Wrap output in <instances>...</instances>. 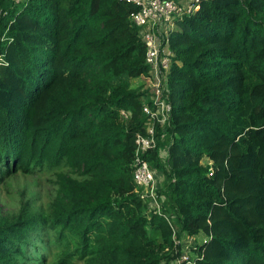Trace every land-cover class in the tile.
Instances as JSON below:
<instances>
[{
    "label": "trees",
    "instance_id": "trees-1",
    "mask_svg": "<svg viewBox=\"0 0 264 264\" xmlns=\"http://www.w3.org/2000/svg\"><path fill=\"white\" fill-rule=\"evenodd\" d=\"M137 7L0 0V184L53 172L46 213L0 215V264H170L173 230L133 177L147 74ZM172 113L146 158L195 264H264V0H201L170 34ZM129 113L122 116L121 111Z\"/></svg>",
    "mask_w": 264,
    "mask_h": 264
},
{
    "label": "built area",
    "instance_id": "built-area-1",
    "mask_svg": "<svg viewBox=\"0 0 264 264\" xmlns=\"http://www.w3.org/2000/svg\"><path fill=\"white\" fill-rule=\"evenodd\" d=\"M137 7L131 13L132 20L141 28L140 35L146 46L145 61L149 66L147 74L141 77L147 89L143 111L148 118L145 132L136 135L133 177L140 187L141 196L148 201L149 209L162 214L173 230L175 256L170 264H195L203 251L199 250L202 241L196 236L186 234L178 237V227L174 216L163 213V196L159 193L161 182L157 170H154L146 154L157 146V126L165 127L172 113V105L165 97L166 87L162 86L163 75L169 71L173 52L170 48V34L176 29L178 20L186 14H193L201 7V0H123ZM139 77V79H140ZM122 116L129 117L125 110ZM199 237V235H197Z\"/></svg>",
    "mask_w": 264,
    "mask_h": 264
},
{
    "label": "rangeland",
    "instance_id": "rangeland-1",
    "mask_svg": "<svg viewBox=\"0 0 264 264\" xmlns=\"http://www.w3.org/2000/svg\"><path fill=\"white\" fill-rule=\"evenodd\" d=\"M141 84L143 88L145 84L141 77L131 81L133 87L141 86ZM158 176H161L159 180L163 185L164 175L159 173ZM53 180V172L46 169L38 174L18 173L5 180L0 184V215L11 217L22 208L46 213L56 193ZM186 237V234L182 235V238ZM196 237L197 241H202L206 236L200 233L199 237ZM55 256L56 251L52 250V253L48 254V264L53 262Z\"/></svg>",
    "mask_w": 264,
    "mask_h": 264
}]
</instances>
